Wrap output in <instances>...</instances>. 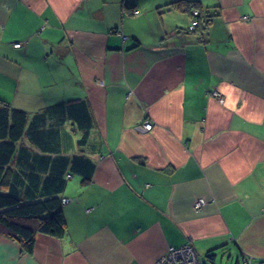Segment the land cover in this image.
I'll return each mask as SVG.
<instances>
[{
    "label": "crops",
    "instance_id": "obj_1",
    "mask_svg": "<svg viewBox=\"0 0 264 264\" xmlns=\"http://www.w3.org/2000/svg\"><path fill=\"white\" fill-rule=\"evenodd\" d=\"M179 1L0 0V100L95 119L65 236L31 255L0 236V264H154L188 243L264 260V0H188L213 15L203 38Z\"/></svg>",
    "mask_w": 264,
    "mask_h": 264
},
{
    "label": "trees",
    "instance_id": "obj_2",
    "mask_svg": "<svg viewBox=\"0 0 264 264\" xmlns=\"http://www.w3.org/2000/svg\"><path fill=\"white\" fill-rule=\"evenodd\" d=\"M194 3L184 0L177 6L185 5L190 13L187 30L203 38L213 15ZM94 122L83 100L55 104L32 116L0 100V236L16 241L23 253L33 254L38 235L65 236L62 194L73 174L83 185L92 181L95 164L85 147ZM215 254L206 257L214 262Z\"/></svg>",
    "mask_w": 264,
    "mask_h": 264
},
{
    "label": "built area",
    "instance_id": "obj_3",
    "mask_svg": "<svg viewBox=\"0 0 264 264\" xmlns=\"http://www.w3.org/2000/svg\"><path fill=\"white\" fill-rule=\"evenodd\" d=\"M197 12H195L196 14ZM136 16L140 15L141 12L137 11L134 13ZM195 25H193L194 28ZM126 39V37H124ZM22 43L14 44L15 48H21ZM209 96L217 99L220 103H224L225 99L223 95L218 91H211ZM154 124L151 120H145L137 129L142 132H149L153 129ZM67 203V200L63 201V204ZM206 204L204 199H199L195 204V209H200ZM243 264H264L263 262H258L252 256L244 254L242 256ZM156 264H203L200 260L198 253L195 251L191 244H186L179 248L171 247L168 249L167 253L156 263Z\"/></svg>",
    "mask_w": 264,
    "mask_h": 264
},
{
    "label": "rangeland",
    "instance_id": "obj_4",
    "mask_svg": "<svg viewBox=\"0 0 264 264\" xmlns=\"http://www.w3.org/2000/svg\"><path fill=\"white\" fill-rule=\"evenodd\" d=\"M73 178H80V176L73 174ZM199 257H200L201 262L204 264H241V261L238 260L239 255L236 253L230 254L227 252H221L218 254V256L214 262L208 260L207 257H205V256H199ZM157 262H155L154 264H156Z\"/></svg>",
    "mask_w": 264,
    "mask_h": 264
},
{
    "label": "water",
    "instance_id": "obj_5",
    "mask_svg": "<svg viewBox=\"0 0 264 264\" xmlns=\"http://www.w3.org/2000/svg\"><path fill=\"white\" fill-rule=\"evenodd\" d=\"M217 256H218V254L216 253L215 254V260H216ZM241 259H242V256L240 258H238V260H241Z\"/></svg>",
    "mask_w": 264,
    "mask_h": 264
},
{
    "label": "bare ground",
    "instance_id": "obj_6",
    "mask_svg": "<svg viewBox=\"0 0 264 264\" xmlns=\"http://www.w3.org/2000/svg\"><path fill=\"white\" fill-rule=\"evenodd\" d=\"M154 128V127H153ZM152 131V130H151ZM150 132V131H149Z\"/></svg>",
    "mask_w": 264,
    "mask_h": 264
},
{
    "label": "clouds",
    "instance_id": "obj_7",
    "mask_svg": "<svg viewBox=\"0 0 264 264\" xmlns=\"http://www.w3.org/2000/svg\"><path fill=\"white\" fill-rule=\"evenodd\" d=\"M64 201V200H63ZM63 205H65V204H63Z\"/></svg>",
    "mask_w": 264,
    "mask_h": 264
}]
</instances>
